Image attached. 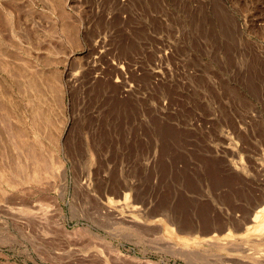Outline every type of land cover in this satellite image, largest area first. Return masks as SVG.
I'll return each instance as SVG.
<instances>
[{
    "label": "rangeland",
    "instance_id": "374dc122",
    "mask_svg": "<svg viewBox=\"0 0 264 264\" xmlns=\"http://www.w3.org/2000/svg\"><path fill=\"white\" fill-rule=\"evenodd\" d=\"M0 43V264L251 261L264 0H0Z\"/></svg>",
    "mask_w": 264,
    "mask_h": 264
},
{
    "label": "bare ground",
    "instance_id": "6f19581e",
    "mask_svg": "<svg viewBox=\"0 0 264 264\" xmlns=\"http://www.w3.org/2000/svg\"><path fill=\"white\" fill-rule=\"evenodd\" d=\"M1 45H2V43H0ZM1 48V47H0ZM1 53H2V51H1ZM4 81V80H3ZM2 81V82H3ZM1 82V81H0ZM4 83H5V81H4ZM1 85V84H0ZM5 86L7 87L8 85H6L5 84ZM0 87H2V86H0ZM4 88V87H3ZM5 89V88H4ZM0 90H3V89H0ZM6 91L8 90V88L7 89H5ZM4 90V91H5ZM3 91V92H4ZM1 94H2V92H1ZM5 95L7 94V96L9 95L8 93H4ZM4 95V96H5ZM6 96V97H7ZM6 97H4V98H6ZM8 98V97H7ZM6 98V99H7ZM0 99H2V97H1V95H0ZM5 99V100H6ZM4 100V99H3ZM1 102V101H0ZM21 113V112H20ZM22 114V113H21ZM17 116H20L19 114L18 115H16V117ZM22 117L20 116V118L19 119H21ZM16 119V120H15ZM18 118H14V120H15V123H19V125H20V123L21 122H19V121H21V120H17ZM17 121V122H16ZM24 122V121H23ZM23 124V123H22ZM21 124V125H22ZM0 125H1V123H0ZM35 126H37V124H35ZM23 127V126H22ZM38 128V127H37ZM22 129V128H21ZM1 130V129H0ZM4 131V130H3ZM2 130H1V132H3ZM8 131V130H7ZM23 132H25L26 133V131H22V133ZM24 133V134H25ZM4 134H6L5 132L2 134V135H4ZM7 136V135H6ZM24 136V135H23ZM13 156V155H12ZM15 156V155H14ZM14 158V157H13ZM18 158V157H17ZM19 159V158H18ZM263 203H264V201H263ZM245 224V226H244V230H245V234H246V236H247V240L249 241L250 240V242H252V244H253V248L252 249H254V252L250 255V258H251V261L250 262H242V264H264V205H262L261 207H260V209H257L256 211H255V213H254V215H253V217H250L249 219H247L246 220V222L244 223ZM235 229L234 230H236V231H238V230H240V228L239 227H234ZM217 230H219V229H217ZM172 231V230H171ZM179 231V230H178ZM187 231H190V230H186V233H187ZM179 232H182V231H179ZM184 232V231H183ZM191 232V231H190ZM229 232L230 233H232V230L230 229L229 230ZM192 233V232H191ZM209 233V232H208ZM204 234H207V232H204ZM179 237V236H178ZM181 238V240L184 242V243H189V241L190 240H192L193 238L190 236V237H184V236H182V237H180ZM217 240H216V238H215V236L213 235V236H210V237H208V238H206V242L207 243H215ZM211 246H213V245H211ZM220 249H221V247H220V245L218 246ZM181 248V247H180ZM214 248V247H213ZM176 252H178V250H176ZM194 253H195V251H193ZM179 253V252H178ZM197 253V252H196ZM180 254H182V256H184V258H185V260H187L188 261V263L187 264H196V263H194V260H193V257L186 251V250H182V251H180V253H179V255ZM193 255V254H192ZM196 255H199V256H202L201 254H199V253H197ZM120 255H117V257H119ZM203 256H205V255H203ZM209 256V255H208ZM212 256H215V255H212ZM207 258L208 257H206V259L205 260H207ZM213 258H215V259H211V257H210V259H209V261H207V262H209L208 264H217V262H215V261H217V259H219L220 258V260H222L221 259V257H219V255L218 256H216V257H213ZM201 259H203V258H201ZM224 260V259H223ZM247 261V260H246ZM206 262V263H207ZM223 262V261H222ZM199 263V262H198ZM203 263H205V262H203Z\"/></svg>",
    "mask_w": 264,
    "mask_h": 264
}]
</instances>
